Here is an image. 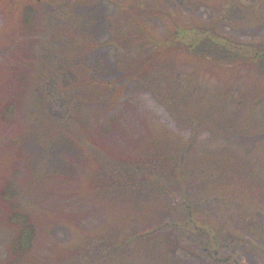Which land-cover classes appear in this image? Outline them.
<instances>
[{
    "label": "rangeland",
    "instance_id": "rangeland-1",
    "mask_svg": "<svg viewBox=\"0 0 264 264\" xmlns=\"http://www.w3.org/2000/svg\"><path fill=\"white\" fill-rule=\"evenodd\" d=\"M0 264H264V0H0Z\"/></svg>",
    "mask_w": 264,
    "mask_h": 264
},
{
    "label": "trees",
    "instance_id": "trees-1",
    "mask_svg": "<svg viewBox=\"0 0 264 264\" xmlns=\"http://www.w3.org/2000/svg\"><path fill=\"white\" fill-rule=\"evenodd\" d=\"M9 221L11 224L19 225L20 230L16 237L17 247L19 249H25L26 245L29 244L31 238V229L28 225V221L24 218V216L19 213L14 207L12 206V211L8 216ZM25 246V247H24Z\"/></svg>",
    "mask_w": 264,
    "mask_h": 264
}]
</instances>
